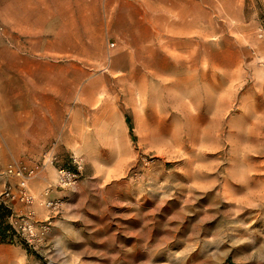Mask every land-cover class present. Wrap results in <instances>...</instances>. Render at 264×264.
<instances>
[{"label":"rangeland","instance_id":"1","mask_svg":"<svg viewBox=\"0 0 264 264\" xmlns=\"http://www.w3.org/2000/svg\"><path fill=\"white\" fill-rule=\"evenodd\" d=\"M246 9L258 22L219 21L210 39L166 22L165 0H0L5 96L23 73L60 95L71 84L89 121L86 150H0V199L18 189L11 164L82 167L73 188L0 201L46 226L37 245L5 244L20 264H264V1Z\"/></svg>","mask_w":264,"mask_h":264},{"label":"crops","instance_id":"2","mask_svg":"<svg viewBox=\"0 0 264 264\" xmlns=\"http://www.w3.org/2000/svg\"><path fill=\"white\" fill-rule=\"evenodd\" d=\"M252 1L165 0V21L182 24L181 27H177L179 32H184V25L187 23L201 24L194 26V30L200 32L195 34L196 37H202V32L209 29L210 35L207 38L217 39L218 27L211 24L220 21L221 29L227 30L232 20L244 23L245 28H249L245 25L258 22L257 12L250 13L246 9ZM203 23L209 25H202ZM109 24L107 23V28ZM220 35L224 37L223 39L228 38V35ZM35 80V78L27 80L23 73L18 80L17 99L13 101L5 96L6 80H0V150L9 149L12 137L16 138L18 150L22 152L43 151L51 146L61 154L73 150H86L88 141H85L81 128L88 127L89 121L88 118L83 117L79 120L77 117L84 109V102L80 98L75 101L73 95L69 94L73 91L72 87H69L71 84L67 86L66 94L60 95L57 94L58 89L46 90ZM62 83L65 85L66 80ZM36 173L37 177L28 184L34 190L42 191L56 180L55 169L52 167L39 169ZM55 191L57 192L54 190L43 199H56ZM14 208L19 210L21 207L16 205ZM17 251H19L17 246L0 244V264H20L22 260L19 259H22V256L18 257Z\"/></svg>","mask_w":264,"mask_h":264},{"label":"built area","instance_id":"3","mask_svg":"<svg viewBox=\"0 0 264 264\" xmlns=\"http://www.w3.org/2000/svg\"><path fill=\"white\" fill-rule=\"evenodd\" d=\"M53 153H48L43 158V164H52L55 161ZM77 171H70L66 169H58L55 188L56 189H70L73 188L79 181L80 170L82 169L79 162L75 160ZM38 166H27L23 163L17 162L11 164L7 168V174L14 176L18 180V189L14 191L12 187H7L0 201H17L24 205L33 203V199L28 191V181L34 176ZM52 191V188H47L44 192V197H47ZM5 203V202H4ZM42 205L50 209L52 212H58L62 206L60 199L43 200ZM16 237L22 240L26 245L33 246L39 244L42 240V234L46 232V226H38L34 220L33 213H28L25 216L11 217L8 220Z\"/></svg>","mask_w":264,"mask_h":264},{"label":"trees","instance_id":"4","mask_svg":"<svg viewBox=\"0 0 264 264\" xmlns=\"http://www.w3.org/2000/svg\"><path fill=\"white\" fill-rule=\"evenodd\" d=\"M10 214V210L0 203V244L18 243V239L8 223Z\"/></svg>","mask_w":264,"mask_h":264},{"label":"bare ground","instance_id":"5","mask_svg":"<svg viewBox=\"0 0 264 264\" xmlns=\"http://www.w3.org/2000/svg\"><path fill=\"white\" fill-rule=\"evenodd\" d=\"M179 62H180V60H179Z\"/></svg>","mask_w":264,"mask_h":264}]
</instances>
